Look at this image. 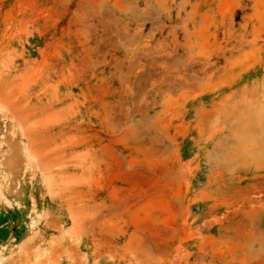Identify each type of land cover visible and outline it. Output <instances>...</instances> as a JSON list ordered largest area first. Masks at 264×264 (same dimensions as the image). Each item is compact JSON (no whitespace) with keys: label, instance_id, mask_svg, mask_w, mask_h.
<instances>
[{"label":"rangeland","instance_id":"1","mask_svg":"<svg viewBox=\"0 0 264 264\" xmlns=\"http://www.w3.org/2000/svg\"><path fill=\"white\" fill-rule=\"evenodd\" d=\"M0 264H264V0H0Z\"/></svg>","mask_w":264,"mask_h":264}]
</instances>
